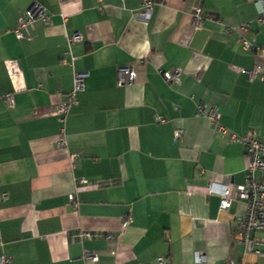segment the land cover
<instances>
[{"label":"crops","instance_id":"1","mask_svg":"<svg viewBox=\"0 0 264 264\" xmlns=\"http://www.w3.org/2000/svg\"><path fill=\"white\" fill-rule=\"evenodd\" d=\"M152 1L145 21L136 16L144 0H0V196L8 193L0 257L8 264H79L86 250L98 258L85 264H155L161 255L196 264L198 253L206 264L264 262L235 238L244 201L220 207L224 187L234 193L248 173L246 148L230 134L264 139V80L249 75L264 68L256 0ZM36 3L51 21L20 27ZM197 3L209 16L201 25L192 22ZM74 32L81 39L71 51L88 75L63 147L54 110L73 87ZM129 64L135 82L118 85V67ZM163 70L180 73L168 81ZM199 103L217 107L228 133L196 115Z\"/></svg>","mask_w":264,"mask_h":264},{"label":"built area","instance_id":"2","mask_svg":"<svg viewBox=\"0 0 264 264\" xmlns=\"http://www.w3.org/2000/svg\"><path fill=\"white\" fill-rule=\"evenodd\" d=\"M256 4L259 10L258 21L264 22V0H256ZM155 2L152 0H144L141 7L136 11V16L142 20H149L152 17ZM209 16L203 13V9L200 3L193 5L192 7V22L196 25H201ZM65 18V16H64ZM42 20L48 24L50 20V13L46 7L40 4L31 5L25 13V16L21 19L20 27H26L29 24L34 23L36 20ZM20 31V29H16ZM81 39L79 32H74L68 35V44L70 49L66 53L71 54V60L69 61L73 69V87L71 90L63 94L61 101L56 105L54 113L59 117L61 123V132L59 135V143L63 147L68 146L65 133L66 117L72 106L77 104V94L85 88V78L88 72L77 66L79 58L72 54L71 46L73 43ZM245 47H250V44L243 40ZM258 50L264 52V47H257ZM63 62L67 60L62 59ZM180 71H167L163 70L162 74L168 81H172L179 76ZM251 78H255L258 75L264 80V68L260 65H256L249 71ZM137 73L132 64L122 65L117 70V84L127 85L135 82ZM10 97H8V100ZM206 105L199 103L196 110V115H202L205 113L215 125L218 133L226 134L228 129L221 123V114L218 112L217 107H211L205 112ZM158 120H164L163 117L158 116ZM181 130L176 129L175 134L177 137H181ZM231 140L240 139L242 144L246 148V154L248 157L247 165V178L244 183L238 184L234 193L231 192L230 187H224L221 193L220 207L221 209H228L234 200H242L246 205V213L244 216L237 219L238 230L235 234L236 241L245 245L246 253L254 254L264 258V250L255 249L256 243H260L264 246V237L262 239L252 237L251 233L255 231H264V139L257 137L255 132L249 131L243 135H237L236 133L230 134ZM77 153H70L71 164L74 165L77 158ZM1 173V169H0ZM79 184H86L87 180L84 178L79 179ZM8 193L2 192L0 200L7 198ZM68 203L74 207L78 206V201L75 192L69 194ZM123 226L128 223V214H124ZM90 232L81 231L78 236L81 238L90 237ZM114 234L110 233L107 238H111ZM97 254L93 251L86 250L80 258L79 264H85L86 261L96 260ZM11 258L5 255L0 257V264H8ZM244 261V260H243ZM155 264H167L166 257L161 255L156 258ZM196 264H206V260L203 254L198 253ZM222 264H236L232 258L226 259ZM243 264H264L260 262H247Z\"/></svg>","mask_w":264,"mask_h":264},{"label":"rangeland","instance_id":"3","mask_svg":"<svg viewBox=\"0 0 264 264\" xmlns=\"http://www.w3.org/2000/svg\"><path fill=\"white\" fill-rule=\"evenodd\" d=\"M256 236H257V238L262 239L263 238V233L262 232H259ZM255 249H262V250H264V246L261 245L260 243H256Z\"/></svg>","mask_w":264,"mask_h":264}]
</instances>
